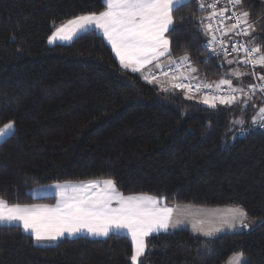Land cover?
<instances>
[{
	"label": "trees",
	"instance_id": "obj_1",
	"mask_svg": "<svg viewBox=\"0 0 264 264\" xmlns=\"http://www.w3.org/2000/svg\"><path fill=\"white\" fill-rule=\"evenodd\" d=\"M243 7L264 26V0H244ZM102 10V0H0V128L14 122L0 140V198L53 204L54 195L30 190L111 178L124 195L164 196L166 205H239L255 226L211 237L187 226L152 234L143 264H225L240 252L245 264H264V127L230 124L242 114L237 106L211 109L182 90L161 91L121 68L95 30L48 43L60 24ZM203 14L196 0L174 12L172 56L187 52L201 79L217 82L231 69L251 73L224 57L204 59L207 38L196 23ZM254 71L264 75V68ZM233 83L247 88L254 77ZM131 251L123 234L39 246L18 225H0V264H131Z\"/></svg>",
	"mask_w": 264,
	"mask_h": 264
},
{
	"label": "snow or ice",
	"instance_id": "obj_2",
	"mask_svg": "<svg viewBox=\"0 0 264 264\" xmlns=\"http://www.w3.org/2000/svg\"><path fill=\"white\" fill-rule=\"evenodd\" d=\"M192 2L102 0L104 10L67 20L55 28L48 37V43L71 41L80 33L98 30L111 45L122 68L136 73L154 62L156 68H169L171 74L169 71L161 72V75L169 78V86H162L161 91L182 90L186 99H194L197 93H201L199 98L207 107L217 109L218 106H237L243 114L256 98L257 92L264 93V75L255 71L249 73L231 69L218 83L202 80L195 83L198 69L192 66L189 54L185 52L179 58L172 56L170 34L175 31L174 12ZM196 2L198 10L204 13L196 23L207 38L200 46L209 53L208 59L213 56L218 59L223 55V62L228 65L239 63L252 69L258 66L264 68V26L258 29L256 22L250 19V12L243 7L244 0ZM234 37H241L242 42H234ZM165 57L168 59L167 65L160 63L161 58ZM247 75L257 78L260 83L250 84L247 88L241 84L234 85L233 78L240 81ZM142 77L150 84L159 83L153 72L142 73ZM204 89L209 91H202ZM260 99L264 102V95ZM252 107L256 108V105L252 104ZM243 123L244 120L239 117L230 121V124L236 125ZM251 123L264 127V106L258 108ZM12 128L14 122L0 128V138L5 137L7 130ZM52 187L56 197L54 205L9 203L0 198V225H18L37 243L56 241L65 236L75 237L81 233L95 237L126 233L132 245L131 264H143L141 258L146 254V240L150 234L167 232L183 223L182 220L173 219L174 208L165 204L166 197L147 194L125 196L118 191L111 178L57 183ZM229 216L219 226L210 221H195L192 224L193 231L211 237L224 227H251L246 222L247 212L241 206L229 209ZM205 224L208 226L205 227ZM234 261L235 264H245L243 252L235 254Z\"/></svg>",
	"mask_w": 264,
	"mask_h": 264
},
{
	"label": "rangeland",
	"instance_id": "obj_3",
	"mask_svg": "<svg viewBox=\"0 0 264 264\" xmlns=\"http://www.w3.org/2000/svg\"><path fill=\"white\" fill-rule=\"evenodd\" d=\"M258 71L260 72V70H258ZM194 99L197 101V103H199L201 105H204L201 102L199 96H196V98H194ZM256 112L255 113H251L248 116V119H246V116L248 114H245V113L241 114L239 118L243 119L244 120V123L246 122V120H249V121L251 120L252 121V117L256 114ZM3 127L4 126H2V128ZM10 131H11V129L7 130L6 133H8ZM57 183L58 182L50 183V184H45L43 186H38V187L33 188L34 189L33 191H34L35 194H37L39 196L54 195V194H47V193H45V190L48 189V188H50V187H52L51 185H55ZM40 194H43V195H40ZM194 207L196 209L193 210L192 213L189 214L190 216H189V221H188V225L187 226L191 229L192 232H194L196 234H199V235H202L200 232L193 231V228H192L193 222L198 221V220H204V221H210L215 226H219V224H220V222L222 220L227 219V218H230V216H229V209L234 208L235 206L227 205V206H217V207H199V206H194ZM246 222L249 223L251 225V227H253V226H255L257 224L258 221H257V219H252V218H248L247 217V221ZM207 226L208 225L205 224V227H207ZM251 227H249V228H251ZM242 229L243 228H241L239 226L237 228H234V229H229L227 227H224L222 231H220L218 233H215L213 236H215V235H217V234H219L221 232H224V231L236 232V231H239V230H242ZM202 236H204V235H202ZM234 256H235V254H233L232 256H230L229 259H228V261L225 264H235Z\"/></svg>",
	"mask_w": 264,
	"mask_h": 264
},
{
	"label": "crops",
	"instance_id": "obj_4",
	"mask_svg": "<svg viewBox=\"0 0 264 264\" xmlns=\"http://www.w3.org/2000/svg\"><path fill=\"white\" fill-rule=\"evenodd\" d=\"M65 23V22H64ZM227 23H230V22H227ZM63 24V23H62ZM61 25V24H60ZM59 25V26H60ZM97 33H99L102 37H103V34L101 33V32H99L98 30H95ZM79 35V34H78ZM76 37V36H75ZM74 37V38H75ZM73 38V39H74ZM72 39V40H73ZM103 39H104V41H105V43L110 47V49H111V45L110 44H108V42H107V40L103 37ZM71 40V41H72ZM70 41H55L54 43H60V44H68ZM54 43H52V44H54ZM111 51H112V49H111ZM112 53H113V55H114V57H115V59H116V61H117V63H118V65L121 67V65H120V63H119V60H118V58L115 56V53L112 51ZM231 57V56H230ZM160 63L161 64H163V65H167L168 64V59L165 57V58H161V60H160ZM122 68V67H121ZM124 69V68H123ZM126 70H128V71H131V70H129V69H126ZM159 70V68H156V66H155V62L153 63V64H151V65H148V66H146L144 69H142L141 70V72H136L137 74H139L141 77H142V73L143 74H147L148 72H153V71H158ZM161 70V69H160ZM132 72V71H131ZM195 75L196 76H198L199 77V74L198 73H195ZM143 78V77H142ZM156 78H157V80L159 81V83H156V84H159L160 85V87H162V86H165V87H167V86H169V78L168 77H164L163 75H159V76H156ZM218 82V81H217ZM261 97V96H260ZM257 99V102H259V104L258 105H256V108H254V111L256 112V111H258V108L259 107H261V106H264V104H262L260 101L261 100H259L258 98H256ZM252 103L254 104V101H252ZM254 112V113H255ZM2 128V127H1ZM12 130V129H11ZM11 132V131H10ZM10 132H8V133H6L5 134V136L7 135V134H9ZM4 138V137H3ZM3 138H1L0 140H2ZM58 183H60V184H64V183H66V182H58ZM71 183H77V182H71ZM41 186H43V185H41ZM52 186V185H51ZM36 187H38V186H36ZM35 188V187H34ZM34 189L32 188L31 190H30V192H31V194L32 195H34V196H39V195H37V194H35L34 193V191H33ZM45 193H47V194H54L55 195V189L53 188V187H50V188H48V189H46L45 190ZM40 195H43V194H40ZM124 195V194H123ZM136 195H138V194H136ZM125 196H127V195H125ZM56 203V200H55V202L53 203V204H47V205H54ZM29 205H32V204H29ZM168 207H173L174 208V213H173V219L174 220H182L183 221V223L182 224H180L177 228H179V227H182V226H187L188 225V221H189V214L190 213H192V211L193 210H195L196 208L194 207V206H192V205H187V204H174V205H167ZM187 215V216H186ZM188 227V226H187ZM174 229H176V228H170L168 231H171V230H174ZM191 230V229H190ZM224 232H230V231H224ZM194 233V232H193ZM222 233V232H221ZM121 234H123V235H126V233H121ZM152 234H156V233H152ZM152 234H150V235H152ZM196 234V233H195ZM79 235H82V236H87V237H95V236H89V235H87L86 233H81V234H79ZM127 236V235H126ZM65 237H67V236H65ZM96 238H101V237H96ZM61 239V238H60ZM60 239H58V240H60ZM129 239H130V237H129ZM58 240H56V241H44V242H39V243H37V242H35L37 245H39V246H45V245H53V244H55ZM131 240V239H130Z\"/></svg>",
	"mask_w": 264,
	"mask_h": 264
},
{
	"label": "built area",
	"instance_id": "obj_5",
	"mask_svg": "<svg viewBox=\"0 0 264 264\" xmlns=\"http://www.w3.org/2000/svg\"><path fill=\"white\" fill-rule=\"evenodd\" d=\"M220 6H223V5H220ZM230 14V13H229ZM228 22H230L231 23V21H228ZM229 35H231V34H229ZM224 39L225 40H227V37H224ZM244 39H246V38H244ZM205 41V40H204ZM234 42H242V38L241 37H234ZM229 43H231V42H229ZM204 49V48H203ZM204 51L206 52V56H205V58L204 59H207L208 58V56H209V53L204 49ZM229 51H230V49H229ZM232 55H235V54H232ZM220 57H223V55H221ZM212 58H216L215 56H213ZM191 60V59H190ZM192 62V61H191ZM249 68H250V70H251V72H253L254 71V69H252V67L251 66H248ZM162 71H169L170 72V74H171V70L169 69V68H164V69H159L158 71H153V73L156 75V76H159V75H161V72ZM181 71H183V69H181ZM201 80H199V79H197V81H195V83H199ZM202 81H204V82H212V81H210V80H202ZM258 83H260L256 78H254V84H258ZM202 91H209L208 89H204V90H202ZM258 93H260V92H258ZM200 96L201 95V93H197L196 94V96ZM260 95L262 96V95H264V93H260Z\"/></svg>",
	"mask_w": 264,
	"mask_h": 264
},
{
	"label": "bare ground",
	"instance_id": "obj_6",
	"mask_svg": "<svg viewBox=\"0 0 264 264\" xmlns=\"http://www.w3.org/2000/svg\"><path fill=\"white\" fill-rule=\"evenodd\" d=\"M231 34V33H230Z\"/></svg>",
	"mask_w": 264,
	"mask_h": 264
}]
</instances>
